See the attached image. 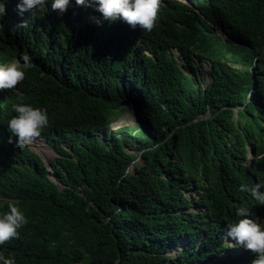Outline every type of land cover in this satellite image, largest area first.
<instances>
[{"label":"trees","instance_id":"trees-1","mask_svg":"<svg viewBox=\"0 0 264 264\" xmlns=\"http://www.w3.org/2000/svg\"><path fill=\"white\" fill-rule=\"evenodd\" d=\"M19 2L0 0L6 9L0 63L28 54L34 67L19 93L0 91V121L15 104L46 109L49 127L42 135L60 155V169L53 167L61 187L35 152L0 140V194L28 218L0 252L16 264H134V250L138 255L152 244L160 254L185 236L176 257L164 255L159 264H251L254 255L246 249L242 259L219 252L238 207L264 219V205L240 191L259 184L264 192V0H163L151 32L103 20L95 6L75 0L63 13L46 0L22 15ZM21 20L29 26L17 27ZM193 56L211 62L204 86ZM183 101L209 113L198 140L203 148L187 162L195 163L191 174L178 177L190 181L180 185L195 197L179 190L175 196L167 186L171 164L178 165L171 129L188 130ZM128 110L134 124L111 129ZM30 144L46 152L37 139ZM74 154L75 160L64 157ZM137 157L141 165L133 163ZM188 206L203 210L180 211ZM75 226L80 249L66 231Z\"/></svg>","mask_w":264,"mask_h":264},{"label":"clouds","instance_id":"clouds-1","mask_svg":"<svg viewBox=\"0 0 264 264\" xmlns=\"http://www.w3.org/2000/svg\"><path fill=\"white\" fill-rule=\"evenodd\" d=\"M70 3L71 0H52L51 8L63 13L67 11ZM75 3L87 7L95 6L96 11L101 14L103 20L111 22L120 19L132 28L139 27L143 32H151L156 27L159 20V12L163 6V0H75ZM45 4L46 0H20L17 4L18 13L22 15L24 12H30L33 9L43 8ZM5 12V4L0 3V21H2ZM92 19H94L98 25L101 23L99 18ZM28 26L26 20H21L17 25V27L20 28H27ZM3 27V23L0 22V34L3 33ZM33 67L34 64L28 54H24L16 60L0 63V91L19 93L17 86L24 81L26 72ZM185 108L186 109L183 110L184 121L189 120L193 116L195 117V119L186 123L190 135L193 136V138H197L196 144H193L190 148L191 155L189 161H193L194 159L197 160L199 149L203 148L199 145L198 140L201 138V135L203 136L202 120L207 118L205 116L206 114L209 115V113L206 112L203 114L199 111H193L189 109L188 105ZM11 109L12 113L9 117L6 120L0 121V140L8 142L11 146L12 144L13 146L17 145L19 148L26 146V148L35 152L28 144L32 143L39 136L47 141L46 137L42 135V132L49 127L46 109L33 107L29 104H15ZM132 115L136 121V116L133 113ZM73 142L77 147L79 139L75 137ZM35 153L41 159L39 154L37 152ZM195 154H197L196 157ZM251 154L252 152L249 153V155ZM73 159H76V155ZM41 161L46 168L44 161L42 159ZM260 188L261 185L259 184L251 187L248 185H241L240 191L249 192L255 201L260 205H264V192L260 191ZM12 200H14L12 197L0 194V246L18 238L20 235L19 230L28 223V218L17 206V203L12 202ZM3 201H9L6 204L7 210L5 212L3 211ZM181 208L182 207H180V209ZM181 210L183 211V209ZM250 212L251 209H248L247 206L238 207L236 209V216L239 217V219L228 225V230L223 234L222 239L225 248L221 251L231 250L232 247L236 246L244 247L242 250H238L232 258L237 257V259H242L240 257L246 249L254 255L251 264H264V225L261 224L264 219L258 221L256 218H251ZM66 231L72 234V241L78 245V248H82L81 244L78 243L80 238L79 226L69 228ZM226 234L235 241V244L228 245V242L225 240L226 237H224ZM148 250L149 255L154 257L151 260L152 264L163 262L164 255H166L167 259L173 256L170 254V249L160 254H157L159 249H153V251L152 249ZM155 257L159 258L158 262H154ZM0 264H16V261L14 257H6L0 252Z\"/></svg>","mask_w":264,"mask_h":264},{"label":"rangeland","instance_id":"rangeland-1","mask_svg":"<svg viewBox=\"0 0 264 264\" xmlns=\"http://www.w3.org/2000/svg\"><path fill=\"white\" fill-rule=\"evenodd\" d=\"M263 37H264V35H263ZM172 52L174 54H177V52L174 49H172ZM193 62H194V66H195L196 72H197L198 77H199V81H200L201 85L204 86L205 84L209 83V81H210V72H209V70H210V63L211 62L208 59L198 58L196 56H193ZM186 106H187L186 101H183L182 102V109L183 110L186 109L185 108ZM234 116H236L235 111H233V113H232V118ZM172 121L173 122H176L174 119ZM134 122H135V120H134V117L132 115V112L130 110L123 111L122 113H120L116 117L115 120L112 121V123H111V129H114V128H116V126L122 125L124 123H127L129 125H133ZM178 128H180V127L179 126H174L171 129L174 132L175 141L177 142V146L173 149L172 152H173V154L175 156L174 158H177L178 159V165H175V163L171 164V168H173L174 166H176V167H175V169L169 170L168 172L170 174H172L174 172V170H176V168L178 166H181L182 168H184L182 174L185 175V176L187 175V177H188L189 174H191L190 169L195 165L194 162L193 163H190V165L189 164L187 165V162L189 161V158H190V155H191L190 148L192 147L193 144H196L197 138H193V136L190 135V133H189L188 130H185V129L179 130ZM134 130L136 131V129H134ZM186 133H187V139L185 137L186 136ZM98 136L101 137V134L99 133ZM37 139H38L37 140V143L41 146V148H43V149L46 150L45 153H42V151L41 150H38L37 148H33V145H31V144H28V146L31 149H33L35 152H37L39 154V156L41 157V159L44 161V163L46 165V168H47V172H48L49 177L52 178L51 180L54 181L55 183H57L58 186L60 187L58 175L56 174V172L54 170V167H53V166H58L57 168L60 169L59 161H57V158H59L60 155L56 151V147L54 148L53 146H51L43 137H40L39 136ZM59 145L62 147L63 150H66V151L69 150V146H68L66 140H60L59 141ZM170 145L171 144H169L168 145V148L165 149V153L168 152V149H169ZM159 156L161 157L162 154L159 153ZM196 156H197V154H195V157ZM64 157L65 158L73 159V158H75V154H74V156H66L65 155ZM181 159H182V161H181ZM133 163H136L138 165H141L142 164V158L137 157L134 160ZM166 166H167L166 163H163V167H161V169H163L165 172H166V168H167ZM185 166H187V167H185ZM161 169L159 170V172H161ZM165 172H163V173H165ZM174 174H176V175L173 178V180H172V178H169L170 183H173V187H169V184L167 185L169 187V189L171 190V193H173V194H175V196H177V190H179V192L181 191V197H184V196L185 197L186 196H188V197L189 196L195 197L196 196V192L195 191H193L191 188H188L186 190V187L180 185V183L183 181V179L181 180V179H178L177 178V176L181 175L180 172L179 171H176V173L174 172ZM185 180L186 181H183V182L184 183L186 182V185L190 183V181L188 179H185ZM160 185L163 186V183H160ZM164 186L166 187V185H164ZM175 196L172 199H170V196L167 193V194H165V197H166L165 199L166 200H170V201L173 200V202H176ZM181 209H183V211H187V212H191V211H202L203 210L202 207H199V206H197V208L188 206V207H182ZM180 211H182V210H180ZM261 224L264 225V221H262ZM224 237H226L225 240L228 242V245L235 244V241L231 237L227 236V234L224 235ZM183 240H184V244H185V236L181 237L177 241V243H176L175 246H171L170 247V250H171V253L170 254L173 255L172 256L173 258L176 257L175 255H177L178 252L181 250V249H179V245L181 244V242H183ZM80 241H81V238H79V241H78L79 244H81ZM184 244L182 245V247L184 246ZM151 245L150 244L149 245H146V248L145 247H140L141 250H143L145 252H142L141 254H138V255L135 253V250H134L133 255H132V260L134 261V264H140V260H141V264H152L151 260L154 257H152V256L149 255V250H148L149 249V246H151ZM82 246L83 245H81V247ZM243 248L244 247L236 246V247H232L231 250H226V251L223 250V251H220L219 253L220 254H223L224 256H232L235 253H237L238 250L240 251ZM68 250H69L68 251V255L69 256L67 258V262L68 263H71L72 262V257H71L72 252H71V249L70 248ZM136 252H137V250H136ZM155 261L158 262L159 261V258H156L155 257L154 262Z\"/></svg>","mask_w":264,"mask_h":264},{"label":"water","instance_id":"water-1","mask_svg":"<svg viewBox=\"0 0 264 264\" xmlns=\"http://www.w3.org/2000/svg\"><path fill=\"white\" fill-rule=\"evenodd\" d=\"M205 117H209V115H207L206 114V116ZM184 244V240H183V242H181V244L179 245V249H181L182 248V245Z\"/></svg>","mask_w":264,"mask_h":264}]
</instances>
